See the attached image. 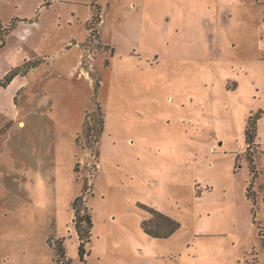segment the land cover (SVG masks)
Masks as SVG:
<instances>
[{
	"label": "rangeland",
	"instance_id": "obj_1",
	"mask_svg": "<svg viewBox=\"0 0 264 264\" xmlns=\"http://www.w3.org/2000/svg\"><path fill=\"white\" fill-rule=\"evenodd\" d=\"M263 17L264 0H0V80L41 61L0 86V264H59V245L61 264H264Z\"/></svg>",
	"mask_w": 264,
	"mask_h": 264
},
{
	"label": "trees",
	"instance_id": "obj_2",
	"mask_svg": "<svg viewBox=\"0 0 264 264\" xmlns=\"http://www.w3.org/2000/svg\"><path fill=\"white\" fill-rule=\"evenodd\" d=\"M47 3L48 2L46 1L45 4ZM2 45H3V42L0 44V48L2 47ZM40 63L41 61L39 59H35L32 61L25 62L20 67L12 69L2 80H0V86L4 88L7 87L16 76L18 75L25 76V74L30 69L38 67ZM97 109L99 110V108ZM98 116L99 114L95 115V113H92V116L89 115L88 122L84 121L83 123L82 134L84 133L87 134L89 130V133L90 131L92 132V134L90 135L91 138L94 135H99V133L101 132V128H102V116L100 114L99 120L97 118ZM259 119H260V116L257 113L247 120V125L245 129V145L247 149L251 148V146L254 145V142L256 139V133H257V122ZM96 125L97 126L100 125V127L96 129L95 128ZM93 140L94 142H97V137L94 138ZM76 143L79 144V138H77ZM247 160L249 163L250 172L254 173L255 164H254L253 158L251 157V158H248ZM76 170L77 169L75 166L74 172H76ZM85 190H86V184H84L82 188V193L78 197H76L71 204V208L73 211L72 223H73L75 234L78 240V256L81 260L84 259V256L86 254V248L90 244V241H91L90 233H91V228H92L91 213L88 210V208L84 205V203L82 202L83 193H85ZM246 195L249 199L253 198V197H250L249 195V188L246 189ZM149 212L150 214L153 215L154 228L152 230L151 227L149 229L145 227V232L151 236H161V237L165 236L166 237L169 233L164 235L163 233L159 232V229L169 222L168 219L151 210H149ZM56 256H57V262L61 264V262H59V258H64V253L60 245L56 249Z\"/></svg>",
	"mask_w": 264,
	"mask_h": 264
},
{
	"label": "crops",
	"instance_id": "obj_3",
	"mask_svg": "<svg viewBox=\"0 0 264 264\" xmlns=\"http://www.w3.org/2000/svg\"><path fill=\"white\" fill-rule=\"evenodd\" d=\"M32 24V23H31ZM29 25V24H28ZM19 27H22V34L21 35H26L27 33H28V31H25V29H24V25H21V24H19L17 27H16V30H18L17 28H19ZM16 30L14 31V33L16 32ZM25 31V32H24ZM7 45H8V43H7ZM6 45V46H7ZM6 46H4V45H2V49L3 48H6ZM1 48H0V50H1ZM35 59H37V58H33V59H31V60H28V61H32V60H35ZM27 60H25L24 62H23V64L25 63V62H28ZM21 62V63H22ZM20 63V64H21ZM19 63H17V64H15V65H11V66H9V67H6V68H4L3 70H5V69H7L5 72V74H4V77L12 70V69H14V68H17V67H20V66H18V65H20ZM37 68V67H36ZM34 69V68H33ZM31 70V69H30ZM18 78V79H17ZM19 78L21 79V78H23V76H21V75H18V76H16L12 81H11V83H10V86L11 85H17L16 86V88L14 89V92L18 89V88H21L22 87V83L20 82V80H19ZM6 88V87H5Z\"/></svg>",
	"mask_w": 264,
	"mask_h": 264
},
{
	"label": "built area",
	"instance_id": "obj_4",
	"mask_svg": "<svg viewBox=\"0 0 264 264\" xmlns=\"http://www.w3.org/2000/svg\"><path fill=\"white\" fill-rule=\"evenodd\" d=\"M262 30L264 31V17L262 19Z\"/></svg>",
	"mask_w": 264,
	"mask_h": 264
}]
</instances>
